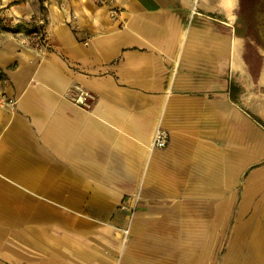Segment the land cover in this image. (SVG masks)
Segmentation results:
<instances>
[{"label":"crops","instance_id":"0c3cea01","mask_svg":"<svg viewBox=\"0 0 264 264\" xmlns=\"http://www.w3.org/2000/svg\"><path fill=\"white\" fill-rule=\"evenodd\" d=\"M248 3L49 0L45 46L3 43L0 264H264Z\"/></svg>","mask_w":264,"mask_h":264},{"label":"rangeland","instance_id":"374dc122","mask_svg":"<svg viewBox=\"0 0 264 264\" xmlns=\"http://www.w3.org/2000/svg\"><path fill=\"white\" fill-rule=\"evenodd\" d=\"M258 1L260 0H251V3H248V6L251 8L252 17L257 13V7L259 6ZM47 2H49V0H0V47H2L3 43L8 39H16L18 41L22 40L23 44H25V41L28 39L30 45H35V42L37 41L36 37L29 34L27 29L29 28V25L31 23L36 24L39 23V21H42L43 19V23L45 26ZM27 3L32 4L34 6L39 5V14H34L31 15V17L29 18H25L23 15L15 12L16 6H21ZM247 14L250 15V13ZM18 22L27 24L25 29H21L18 32H11L7 29L14 27V25ZM5 103H10V101H6L5 97L3 96L1 86L0 106H4Z\"/></svg>","mask_w":264,"mask_h":264},{"label":"built area","instance_id":"2783aa9c","mask_svg":"<svg viewBox=\"0 0 264 264\" xmlns=\"http://www.w3.org/2000/svg\"><path fill=\"white\" fill-rule=\"evenodd\" d=\"M108 12L111 15V17H114L117 10L114 7H110ZM42 23H43L42 21H39V23H36V25L41 26ZM41 31L43 32V29H40L39 31L31 34L32 36L36 37V40H37L35 42L36 46H41V45L45 46L46 37L45 36L41 37ZM87 96H88L87 93L83 92L82 90L79 91V94L76 98V102L79 105L86 104V97ZM168 140H169L168 131L165 128H163V126L157 125L155 128V131L153 133V136H152L151 148H157V149L164 148L167 145Z\"/></svg>","mask_w":264,"mask_h":264},{"label":"trees","instance_id":"16d2710c","mask_svg":"<svg viewBox=\"0 0 264 264\" xmlns=\"http://www.w3.org/2000/svg\"><path fill=\"white\" fill-rule=\"evenodd\" d=\"M258 7H257V13L256 15L253 16V18L258 22V21H262L264 22V0H260L258 1ZM43 22V21H42ZM27 24H24V23H21V22H18L14 25V27L12 28H7L9 31L11 32H18L20 31L21 29H25ZM29 25V24H28ZM44 27V23L41 25V26H37L36 24H33L31 23L29 25V28L27 29L28 33L29 34H32L34 32H37L39 31L40 29H43V32L41 31V37H46V31H45V28ZM261 39L262 41H264V34L261 35ZM39 47V46H37ZM0 78H1V75H0Z\"/></svg>","mask_w":264,"mask_h":264}]
</instances>
